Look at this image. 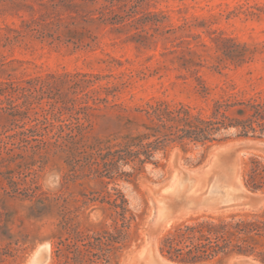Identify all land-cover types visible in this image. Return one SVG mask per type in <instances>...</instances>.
<instances>
[{"label":"rangeland","instance_id":"rangeland-1","mask_svg":"<svg viewBox=\"0 0 264 264\" xmlns=\"http://www.w3.org/2000/svg\"><path fill=\"white\" fill-rule=\"evenodd\" d=\"M256 110L264 0H0V264H264Z\"/></svg>","mask_w":264,"mask_h":264},{"label":"trees","instance_id":"trees-1","mask_svg":"<svg viewBox=\"0 0 264 264\" xmlns=\"http://www.w3.org/2000/svg\"><path fill=\"white\" fill-rule=\"evenodd\" d=\"M252 116L255 119H248V120L241 121V124H242L244 132H247L248 129L255 130L254 123H256L257 126L261 130H264V122L260 121V119L263 118V115H262L261 111H258V110L254 111ZM203 130H205V129H200V131H203ZM185 238H187L185 233H181V234H178L177 236L166 238L164 240V247L166 249V252L170 253L172 251H175V252L178 253V255L181 254V250L182 249L178 248V247H175L174 244H179L181 242H184ZM202 247H205V245H197V244H195V245H193L192 248H190V250L188 252L191 253L192 250H197L198 251ZM223 247L224 246H220V245H217V244H215L214 246L213 245H209L208 250H210V252H207L206 250H204L205 253L203 252V255H204V257H208L212 253H215V252H217L220 249L222 250ZM180 260L184 261V262H197L199 260V257L196 256V255H192L191 257H181Z\"/></svg>","mask_w":264,"mask_h":264},{"label":"clouds","instance_id":"clouds-1","mask_svg":"<svg viewBox=\"0 0 264 264\" xmlns=\"http://www.w3.org/2000/svg\"><path fill=\"white\" fill-rule=\"evenodd\" d=\"M61 182L60 174L55 170H49L42 177V186L48 191H55Z\"/></svg>","mask_w":264,"mask_h":264}]
</instances>
